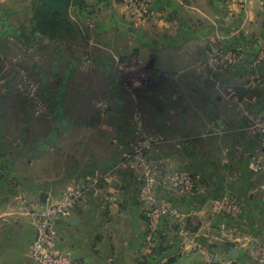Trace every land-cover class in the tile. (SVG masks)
Wrapping results in <instances>:
<instances>
[{
	"label": "rangeland",
	"instance_id": "1",
	"mask_svg": "<svg viewBox=\"0 0 264 264\" xmlns=\"http://www.w3.org/2000/svg\"><path fill=\"white\" fill-rule=\"evenodd\" d=\"M192 36L164 31V0H0V220L30 216L37 233L34 206L41 210L53 202L48 194L32 197L27 184L41 178L39 183L49 185L54 176L62 189L55 202L62 203L68 194L64 176L74 156L82 152L74 164L80 172L81 158L94 152L113 159L105 170L118 174L122 188L135 187L152 234H158L164 214L157 226L151 218L164 209V75L179 77L171 81L169 103L183 109L184 116L193 105L202 107L204 120L215 108L230 106L240 115L258 105L252 110L254 137L264 116V98L254 95L255 86L263 83L252 79L259 74L252 72L257 66L241 72V65L222 60L226 54L220 48V59L214 61L219 58L215 47L197 48ZM177 42L181 46L168 47ZM167 55L180 56L181 63L166 65ZM173 123V129L183 127L178 118ZM221 128L217 125L215 137L222 142L216 144V154L235 156L241 146L232 143L242 139L240 131ZM179 131L185 138L191 131L196 142L174 146L182 149L185 167L212 170L209 156L215 154V142L209 135L214 130ZM87 135L92 142H104L97 152L90 153L82 142ZM251 141L240 168L246 178L264 154L261 140L258 145ZM207 185L205 179L201 186ZM218 210L224 217L225 210Z\"/></svg>",
	"mask_w": 264,
	"mask_h": 264
},
{
	"label": "crops",
	"instance_id": "2",
	"mask_svg": "<svg viewBox=\"0 0 264 264\" xmlns=\"http://www.w3.org/2000/svg\"><path fill=\"white\" fill-rule=\"evenodd\" d=\"M164 31L192 33V43L197 48L215 46L223 49L226 62L241 65V72L244 68L256 65L252 72L257 70L259 74L252 79L263 83L255 86L254 95L264 98V0H250L246 6H242L239 0H164ZM174 46L177 48L181 45L177 42L168 47ZM166 58V65L180 64L182 60L180 56L167 55ZM229 72L232 75V71L226 74ZM237 72L236 75H239ZM246 73L247 70L242 74L247 77ZM169 79L178 81L179 77L172 74ZM167 89L164 90L165 101L168 103L164 104V173L171 176L186 172L195 175L197 180L192 178L195 184L191 192H181L169 181H164V200L171 202L185 215L182 222L197 234L199 247L193 248L189 244L181 246V239L175 231L178 224L171 218L164 219V227L156 231L158 234H152L153 228L142 212L135 187L132 185L125 190V187L120 186L118 174L105 170L114 164L113 159L95 156L93 151L97 152L104 142H92L91 135L82 138V142L88 143L89 151L93 153L81 158L79 163L83 168L80 172L74 164L82 152L77 153L79 157L74 156L75 153L72 166L64 176L68 180L64 191L69 192L80 185L85 188V194L80 203L58 221V247L83 264H207V255L215 258L219 264H260L256 258L255 242L252 241L264 243V197L257 194L252 196L250 192L264 183V171L258 176H251L252 171H249L248 178L243 177L240 171L246 159L243 156L246 157L244 154L249 150L245 144L250 145L251 140H257L258 145L261 140L259 135L254 137L250 131L254 128L252 114L259 106L245 108V113L241 110L240 115L235 110L232 112L230 106L215 108L211 116L204 120L202 107L193 105L192 110L186 111L189 114L187 117L183 109L169 103L171 93ZM174 113L176 117H173ZM262 114L263 111L256 117ZM217 115L223 117L224 123L218 120ZM174 118L183 123V127L181 124V127L175 128L176 132L171 125L175 126ZM217 125L240 131L242 139L234 138L232 143L241 146L235 156L231 152L223 156L216 154L219 152L216 144L219 146L222 142L221 138L215 137ZM88 127L89 130L94 129L92 125ZM180 128L203 132L210 128L214 130L209 135L214 137L215 142V154L209 156V161L213 162L212 170L185 167L187 161L179 157L182 149L174 146L182 145L185 140L193 143L194 137L190 131L185 138ZM258 160L264 164V154L258 155ZM53 178L49 185L39 183L41 178L37 182L32 180L28 183L32 197L48 194L49 202H55L62 189H58ZM95 178L100 179L97 186L91 184ZM205 179H208V185L202 188ZM122 193H126L125 197ZM220 194H224L223 201L217 199L223 197ZM216 201L227 204L229 209L225 210L224 217L214 206ZM236 206L240 210L235 209ZM0 222L1 228L6 224L16 228L15 232L0 229V264H36L29 251L37 234L30 216L16 215L15 218H4ZM222 233L235 235L238 242L223 240ZM233 249L236 250L234 257L230 254Z\"/></svg>",
	"mask_w": 264,
	"mask_h": 264
},
{
	"label": "built area",
	"instance_id": "3",
	"mask_svg": "<svg viewBox=\"0 0 264 264\" xmlns=\"http://www.w3.org/2000/svg\"><path fill=\"white\" fill-rule=\"evenodd\" d=\"M242 6H246L250 0H239ZM215 47V46H214ZM214 53H217L219 58H214V61L220 59L219 52H217V47L214 49ZM222 60H226V56L222 57ZM256 131L260 136L262 147L264 148V116L257 122ZM251 171L253 176H258L264 171V164L260 160H257L255 164L252 165ZM170 175V174H169ZM164 173V181H169L174 186L178 187L181 192H191L194 188V181L190 176L183 173H175L171 176H167ZM91 184L93 186H97L100 184V179L95 178L92 180ZM85 188L83 186H79L69 191L65 197L64 202H53L51 204L43 205L40 209V206H34L38 209V213L35 214L34 223L37 226V236L35 240L32 242L30 246V256L36 262V264H83L78 260H74L70 254L61 250L58 247V236H57V223L60 218L67 216L70 211L76 207L78 203L77 199L80 196H84ZM252 196L255 194L264 197V183L259 184V186L250 192ZM80 195V196H79ZM83 198V197H82ZM77 201V202H76ZM214 206L218 209L227 210L228 206L226 203L216 201L214 202ZM229 209V208H228ZM237 210H240L239 206H236ZM164 214L165 216H169L167 218H171L176 220L178 224V235L181 239V246L184 247L186 244L193 246V248L199 247V243L197 242V234L193 231L189 230L182 222L185 215L177 210L173 204L167 200H164V209H159L156 211L154 216L151 218L152 224L157 226L161 221V216ZM223 234V233H222ZM223 240L229 243H237L238 238L233 234H223L221 236ZM255 242V243H254ZM255 244V252L257 261L260 264H264V243L252 241ZM207 264H219L217 260L210 255L206 256Z\"/></svg>",
	"mask_w": 264,
	"mask_h": 264
},
{
	"label": "flooded vegetation",
	"instance_id": "4",
	"mask_svg": "<svg viewBox=\"0 0 264 264\" xmlns=\"http://www.w3.org/2000/svg\"><path fill=\"white\" fill-rule=\"evenodd\" d=\"M171 81H172L171 79L164 76V89L168 90L167 88H169L170 90V88L172 87Z\"/></svg>",
	"mask_w": 264,
	"mask_h": 264
},
{
	"label": "water",
	"instance_id": "5",
	"mask_svg": "<svg viewBox=\"0 0 264 264\" xmlns=\"http://www.w3.org/2000/svg\"><path fill=\"white\" fill-rule=\"evenodd\" d=\"M44 198V197H43ZM44 200V199H43ZM230 254L232 257H234L236 255V250L233 249V250H230Z\"/></svg>",
	"mask_w": 264,
	"mask_h": 264
},
{
	"label": "trees",
	"instance_id": "6",
	"mask_svg": "<svg viewBox=\"0 0 264 264\" xmlns=\"http://www.w3.org/2000/svg\"><path fill=\"white\" fill-rule=\"evenodd\" d=\"M61 2H63L64 0H60Z\"/></svg>",
	"mask_w": 264,
	"mask_h": 264
}]
</instances>
